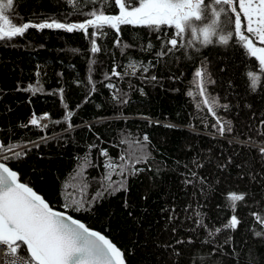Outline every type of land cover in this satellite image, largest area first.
<instances>
[{
	"label": "trees",
	"instance_id": "16d2710c",
	"mask_svg": "<svg viewBox=\"0 0 264 264\" xmlns=\"http://www.w3.org/2000/svg\"><path fill=\"white\" fill-rule=\"evenodd\" d=\"M96 7L118 14L100 0H13L7 15L18 26L69 24ZM234 15L222 20L233 32ZM121 27L122 42L106 29L95 54L82 30L31 27L0 41V145H16L0 163L53 210L109 238L125 264H264V226L253 215L264 217V69L234 36L205 46L186 33L193 43L168 52L157 37L174 28ZM202 64L231 129L223 135L198 95ZM249 72L260 75L255 90ZM33 115H47L46 127L31 125ZM232 193L244 195L235 211ZM233 215L235 230L225 227Z\"/></svg>",
	"mask_w": 264,
	"mask_h": 264
},
{
	"label": "snow or ice",
	"instance_id": "6c2138e0",
	"mask_svg": "<svg viewBox=\"0 0 264 264\" xmlns=\"http://www.w3.org/2000/svg\"><path fill=\"white\" fill-rule=\"evenodd\" d=\"M74 3V0H68ZM82 0H75L79 4ZM96 5V0H89ZM106 3L108 8H118V14L108 10H91L87 13L88 19L79 23L65 24L62 22H41L39 24L24 23L22 26L15 25L7 13L13 9V0H0V41H10L14 37L23 36L25 31L31 27L39 29H63L69 33L74 30H82L86 37L91 40V53L95 54L102 49L97 44V37L107 35L106 29L114 30V44L119 45L121 41V26L145 27L157 33L163 32V26L174 28V35L169 36L163 32L157 39L162 44L170 45L168 52L175 51L179 47H187L193 43L188 39L185 43V34L195 37L197 40L202 36L203 45H211L217 37L219 43L227 46L234 36L242 42L247 54L258 61L259 66L264 69V0H238L239 7L234 0H100ZM211 5V9H209ZM74 10H78L75 9ZM211 13V14H209ZM247 22L246 32H242V17ZM234 15V32L225 29L222 20ZM211 21L206 27H198L195 22L205 24ZM231 23V21H229ZM89 29L93 31L89 34ZM252 37H255L253 40ZM257 42L260 46H257ZM125 48L128 45H124ZM148 47H151L149 44ZM159 55V53H158ZM145 72L147 68L143 69ZM206 69L203 64L195 71V77L199 80L198 95L202 98V105L207 112L215 119L216 126L221 135L230 131L225 122L221 120L215 111L217 104L214 97H211L205 87L203 77ZM115 67L111 76L119 78ZM264 75V72L261 73ZM252 88L260 82V75L249 72ZM156 79V77H152ZM211 83L210 78L207 81ZM91 83V81H90ZM110 88L114 85L109 84ZM29 86L25 91H32ZM194 93L189 92L192 96ZM115 99V97H114ZM225 109L227 105L223 106ZM71 113H69V119ZM33 115L30 124L40 125V119ZM147 141L148 137L145 136ZM16 145L7 147L0 145V153L14 152ZM264 154V148L260 149ZM101 155H107L101 151ZM16 158L21 153L15 152ZM123 160L124 157H121ZM139 157L136 158L139 162ZM110 170L115 169L114 164H106ZM123 171V169H121ZM96 199V197H93ZM232 210L235 211L236 203L244 200L243 194L232 193L228 197ZM76 211L83 208L81 202H77ZM259 224L264 226V217L253 214ZM239 219L233 215L225 226L235 230L239 225ZM219 231V229L217 230ZM257 236L264 235L256 232ZM23 246H26L27 256L21 254ZM0 247L4 248L6 257H11L6 264H125L124 253L112 242L99 232L90 230L83 223L59 211H54L48 203L38 195L32 187L19 182L18 175L4 163H0Z\"/></svg>",
	"mask_w": 264,
	"mask_h": 264
},
{
	"label": "built area",
	"instance_id": "2783aa9c",
	"mask_svg": "<svg viewBox=\"0 0 264 264\" xmlns=\"http://www.w3.org/2000/svg\"><path fill=\"white\" fill-rule=\"evenodd\" d=\"M11 257H6L5 251L3 247H0V264H6L7 260H10Z\"/></svg>",
	"mask_w": 264,
	"mask_h": 264
},
{
	"label": "water",
	"instance_id": "95a60500",
	"mask_svg": "<svg viewBox=\"0 0 264 264\" xmlns=\"http://www.w3.org/2000/svg\"><path fill=\"white\" fill-rule=\"evenodd\" d=\"M32 28H36V27H32ZM36 29H38V30H40L39 28H36ZM47 29V28H46ZM47 203V202H46ZM54 211H56V210H54ZM60 212V211H59ZM61 213H63V212H61ZM63 214H65V215H68V214H66V213H63ZM69 216V215H68ZM71 217V216H70ZM74 219V218H73ZM79 221V220H78ZM80 223H82L81 221H79ZM90 230H92V229H90ZM93 231H96V230H93ZM96 232H98V231H96ZM101 234V233H100ZM106 239H108L110 242H111V240L109 239V238H107V237H105ZM26 247V246H25Z\"/></svg>",
	"mask_w": 264,
	"mask_h": 264
},
{
	"label": "rangeland",
	"instance_id": "374dc122",
	"mask_svg": "<svg viewBox=\"0 0 264 264\" xmlns=\"http://www.w3.org/2000/svg\"><path fill=\"white\" fill-rule=\"evenodd\" d=\"M243 15V14H242ZM245 23H246V27H247V22L245 21Z\"/></svg>",
	"mask_w": 264,
	"mask_h": 264
}]
</instances>
